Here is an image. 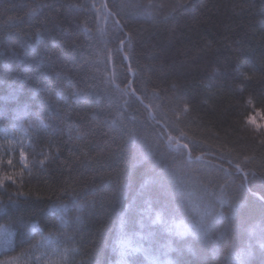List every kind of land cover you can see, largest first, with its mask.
I'll return each mask as SVG.
<instances>
[{
	"label": "trees",
	"instance_id": "16d2710c",
	"mask_svg": "<svg viewBox=\"0 0 264 264\" xmlns=\"http://www.w3.org/2000/svg\"><path fill=\"white\" fill-rule=\"evenodd\" d=\"M101 2L0 0V261L264 264V0Z\"/></svg>",
	"mask_w": 264,
	"mask_h": 264
},
{
	"label": "snow or ice",
	"instance_id": "6c2138e0",
	"mask_svg": "<svg viewBox=\"0 0 264 264\" xmlns=\"http://www.w3.org/2000/svg\"><path fill=\"white\" fill-rule=\"evenodd\" d=\"M92 7L95 8L97 12H106L108 17H112L113 18V22H114L117 30L120 33H123L124 25L121 23V20L119 19L120 13L118 11H113L109 7L108 0H103V2H101L98 7L95 4H93ZM29 15H35V10H33L31 13H29ZM123 35L125 37H128L129 34L123 33ZM117 39L119 41V46L115 49V52L116 53H124L123 58L125 60H130L129 56L127 55V53L125 51V49L130 46V37H129L128 40L121 39L119 37H117ZM109 59H111V54L109 55ZM129 71H132L130 63H129ZM58 77H59V74H58ZM129 95L132 96V97H135V99L137 101H139L142 105H144L145 109L149 110V119L151 121H155L156 124L160 125V120H158L156 116L152 115V113L150 111V107L151 106L147 105V104H144V98H142L141 96H137L136 95V91L134 89L129 93ZM249 119H250V121L252 123H255V117L254 116L253 117H249ZM160 128H161V130L158 133V135L160 137H165L166 136L167 137V141L169 143V146L171 147V144H172V141H173L174 137H172L171 134L167 131V129L171 128V125L168 124V123H164V124L160 125ZM177 147L178 148H182L183 150H186V154H187L188 159L189 160L192 159V151H193V149L189 148V144L188 143L179 144V141L177 140ZM184 154H185L184 152H181V155H184ZM41 155H44L45 159H48L47 154L42 152ZM20 158H21V160H25L26 159L23 144L20 145ZM202 158H203L202 156L196 157L197 160H200ZM40 163L43 164L44 161L41 160ZM227 163L229 164L230 169L231 168L235 169V174L241 180V187H245L247 184L250 183L249 174L244 171L243 167L241 166V164L239 162H234V161L229 160V161H227ZM7 164L9 166H12V164H13L12 159H8ZM221 170L225 171L228 175H233V173L230 172L228 169H221ZM5 180L11 181L13 184L16 183V180H15L13 174H7L5 176L0 177V186L4 185ZM251 195H252V197L254 199L258 200L262 205H264V183H262L261 188L259 189L258 192H252ZM21 198L28 199L29 197H27L24 192L17 191L16 194H15V199H13L12 196H9V205H16L17 202ZM74 200H75V197H74ZM62 211L63 210H61V212ZM157 219H159V216L157 217ZM216 219H218V217L213 219V224L215 223ZM61 223L62 224L63 223H67V221H65L63 219V215H61ZM53 227H57V225L54 224ZM211 227H212L211 224L207 225V226H197L194 229V234H198L200 232H205L206 233ZM261 248L264 249V244L261 245ZM248 255L251 256L252 253L249 251ZM0 264H11V262L0 261ZM124 264H128V261L125 260Z\"/></svg>",
	"mask_w": 264,
	"mask_h": 264
},
{
	"label": "rangeland",
	"instance_id": "374dc122",
	"mask_svg": "<svg viewBox=\"0 0 264 264\" xmlns=\"http://www.w3.org/2000/svg\"><path fill=\"white\" fill-rule=\"evenodd\" d=\"M254 117H255V123H252L251 121L250 123L257 129L264 128V120H262V118L259 117L258 115H254Z\"/></svg>",
	"mask_w": 264,
	"mask_h": 264
},
{
	"label": "water",
	"instance_id": "95a60500",
	"mask_svg": "<svg viewBox=\"0 0 264 264\" xmlns=\"http://www.w3.org/2000/svg\"><path fill=\"white\" fill-rule=\"evenodd\" d=\"M127 62L129 63V60H127ZM134 74L132 73V76H133Z\"/></svg>",
	"mask_w": 264,
	"mask_h": 264
},
{
	"label": "bare ground",
	"instance_id": "6f19581e",
	"mask_svg": "<svg viewBox=\"0 0 264 264\" xmlns=\"http://www.w3.org/2000/svg\"><path fill=\"white\" fill-rule=\"evenodd\" d=\"M128 63V62H127Z\"/></svg>",
	"mask_w": 264,
	"mask_h": 264
}]
</instances>
